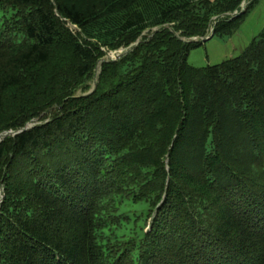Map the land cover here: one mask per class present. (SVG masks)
Listing matches in <instances>:
<instances>
[{"label":"trees","instance_id":"16d2710c","mask_svg":"<svg viewBox=\"0 0 264 264\" xmlns=\"http://www.w3.org/2000/svg\"><path fill=\"white\" fill-rule=\"evenodd\" d=\"M243 1L0 0V264H264V30L185 41Z\"/></svg>","mask_w":264,"mask_h":264},{"label":"rangeland","instance_id":"374dc122","mask_svg":"<svg viewBox=\"0 0 264 264\" xmlns=\"http://www.w3.org/2000/svg\"><path fill=\"white\" fill-rule=\"evenodd\" d=\"M248 3V4H247ZM248 9V12L244 15L243 20L240 22V26L238 31L233 32L232 34H218L213 35L212 39L204 42L203 45L194 48L190 51L188 56V64L197 67H207L212 65H217L222 63L223 61L238 56L242 50L247 47L254 38L258 37L260 33L264 30V0H244L241 4V7L238 12H242ZM228 13L219 17L213 18V21L210 25V29L208 32V36L212 34L216 25L221 22L228 20L233 17L235 13ZM214 33V32H213ZM152 35L149 31L144 33V36ZM207 36V37H208ZM199 39V38H198ZM185 41H193L191 39H185ZM128 49H120L118 51H110L107 52V55L104 57L103 60H117L119 56L125 54ZM102 62L99 63V67L94 71L93 76L89 80V87L91 91L94 89L95 85L98 82L99 74H100V67ZM44 120H36L34 124H30L28 128L36 125L42 124ZM13 134L9 132L5 134L7 135ZM4 138V137H2ZM264 140V137H262ZM167 169L169 168V162H166ZM190 167V166H189ZM193 170V166L191 167ZM168 172V170H167ZM186 172H192L186 170ZM198 189L202 188L199 185L196 186ZM4 198V187L0 186V204L2 203ZM224 202V200L222 201ZM216 221L217 218L215 219ZM152 218H149L145 231H149L151 228ZM197 260L199 263H202L203 259V251L201 250V246L196 249ZM202 254V255H201ZM204 264H210L208 261H204Z\"/></svg>","mask_w":264,"mask_h":264},{"label":"water","instance_id":"95a60500","mask_svg":"<svg viewBox=\"0 0 264 264\" xmlns=\"http://www.w3.org/2000/svg\"><path fill=\"white\" fill-rule=\"evenodd\" d=\"M212 37H213V35H211L210 37H207V38H205L203 41H208V40H210V39H212ZM138 45V43H136L135 45H133V47H135V46H137ZM128 51H129V49H128ZM121 56H119V58H120Z\"/></svg>","mask_w":264,"mask_h":264},{"label":"bare ground","instance_id":"6f19581e","mask_svg":"<svg viewBox=\"0 0 264 264\" xmlns=\"http://www.w3.org/2000/svg\"><path fill=\"white\" fill-rule=\"evenodd\" d=\"M248 4V3H247ZM102 65V64H101ZM101 69V68H100Z\"/></svg>","mask_w":264,"mask_h":264}]
</instances>
